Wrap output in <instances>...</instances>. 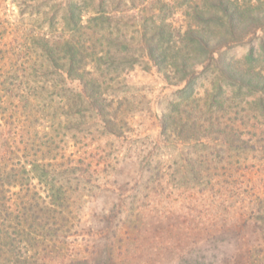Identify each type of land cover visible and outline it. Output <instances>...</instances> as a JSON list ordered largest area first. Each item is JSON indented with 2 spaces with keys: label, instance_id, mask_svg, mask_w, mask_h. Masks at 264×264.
I'll use <instances>...</instances> for the list:
<instances>
[{
  "label": "rangeland",
  "instance_id": "rangeland-1",
  "mask_svg": "<svg viewBox=\"0 0 264 264\" xmlns=\"http://www.w3.org/2000/svg\"><path fill=\"white\" fill-rule=\"evenodd\" d=\"M239 1L252 8L264 0ZM204 4L206 0H0V55H10L16 43L32 34L69 33L64 21L76 5L83 22L94 11L112 15L111 23L75 32L76 39L97 55L108 51L116 59L137 58L132 65L94 67L117 134L108 133L91 109L72 115L74 119L53 112L52 106L47 123L17 128L20 137L61 139L60 162L76 167L78 177L60 178L69 206L55 241L12 242L10 232L20 227L11 228L15 219L2 216L0 264H264V114L253 109L255 96L241 97V106L232 112L216 105L207 111L203 101L180 102L176 91L183 83L176 84L166 69L141 56V33L150 38L157 26V45L167 57L173 55L174 48L168 47L176 44V30L197 23L194 8ZM107 31L113 33L110 40L101 36ZM257 33L264 46V28ZM248 50L244 44L226 55L241 59ZM88 67L92 70V64ZM209 86L204 76L195 95L204 97ZM66 95L67 105L73 96L68 90ZM54 98L46 104L58 105ZM177 102L182 104L176 108ZM210 110L223 124L217 119L214 126L206 124ZM164 115L170 116L166 132ZM7 116H0L2 123L12 120ZM180 122L189 130H179ZM202 123L205 127L196 130ZM33 186L45 197L44 187L35 181ZM26 217L31 221L19 217L23 224ZM42 231L51 237L52 229Z\"/></svg>",
  "mask_w": 264,
  "mask_h": 264
},
{
  "label": "trees",
  "instance_id": "trees-1",
  "mask_svg": "<svg viewBox=\"0 0 264 264\" xmlns=\"http://www.w3.org/2000/svg\"><path fill=\"white\" fill-rule=\"evenodd\" d=\"M246 5L239 0H206L203 6L195 7L193 14L198 18L197 23L176 30V44L168 47L174 48L175 52L173 50V55L169 57L157 45L160 41L155 39L159 26L151 31L150 38L141 33L139 42L145 49L141 56L152 61L158 69H166L167 77L174 79L176 84L183 83L176 91L180 102L195 100L198 105L203 101L206 110L216 105L217 110L232 112L241 106L244 97L255 96L252 107L264 114V64L260 63L264 60V46L257 35L264 28V1L260 7L251 8V3ZM245 13L250 15L247 21L243 18ZM82 16V10L72 5L64 21L69 33L52 37L32 34L21 43H16L10 55H0V75L4 76L0 80V116L5 118L8 115L11 118L14 114L12 120L4 119V123L0 117V231L3 215L15 219L10 227L19 226L20 229L17 233L10 232L14 234L12 242L32 240L35 244L45 240L55 241L54 237L58 236V230L64 225L65 210L69 206L61 195L63 182L60 178L69 180L71 176L78 177L76 167L60 162L64 156L58 145L61 139L56 142L53 136L47 135L37 139L29 133L26 137H20L17 128H32L37 122L41 126L40 121L47 123L48 107L52 106L53 112L59 110L61 116L67 115L66 118L68 114L77 116L91 109L93 116L108 133L117 134L113 116L104 104L106 98L101 90L103 81L97 77L94 67L97 63L132 65L137 58L130 55L116 59L108 51L97 55L91 47L76 39L75 32L97 27L100 23H111L112 20L110 13L104 15L94 11L84 21L88 23L84 26ZM112 34L107 31L106 35L101 33V36L110 40ZM122 42L129 45L126 38ZM244 44L249 46V50L243 58L226 55L230 49ZM90 64L92 70L88 67ZM204 76L208 78L210 86L204 97L200 98L195 95V86ZM67 90L73 97L72 103L66 105L64 99L68 97ZM54 96L59 98L60 103L48 106L46 99L52 102ZM180 102H177L176 108L182 104ZM84 104L93 107L85 109ZM8 111L9 114L5 115ZM209 112L211 114L206 124L214 126L216 119L218 124H223L219 117L214 118L213 111ZM163 118L162 130L166 132L170 116L164 115ZM203 123L196 130L203 129ZM3 124L8 126L7 130ZM176 127L181 131L190 128L183 122L177 123ZM221 132L225 133V129ZM34 181L36 185L44 187L45 197L42 198L36 191ZM56 183L58 186H55ZM20 215L28 216L31 221L26 217L23 224ZM45 226L52 229L51 237L43 236Z\"/></svg>",
  "mask_w": 264,
  "mask_h": 264
}]
</instances>
